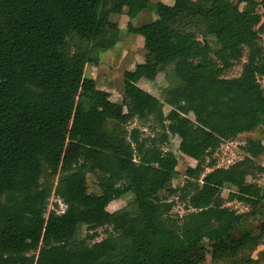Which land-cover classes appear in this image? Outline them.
<instances>
[{
    "label": "trees",
    "instance_id": "obj_1",
    "mask_svg": "<svg viewBox=\"0 0 264 264\" xmlns=\"http://www.w3.org/2000/svg\"><path fill=\"white\" fill-rule=\"evenodd\" d=\"M241 2L243 8L230 0L152 6L150 0H0V264H199L188 252L205 240L212 242L213 263L264 264V251L252 256L264 244V185L250 183L245 195L239 181L237 191L229 192L228 202L243 204L245 212L226 206L221 195L231 185L226 173L239 179L262 171L250 157L260 141L247 139L246 156L226 170L211 159L222 143L264 127V19L258 12L264 0ZM147 9L156 19L135 29L144 62L123 73L121 100L131 117L156 118L161 134L141 138L139 128L106 130V122H120V116L109 93L84 76V67L116 45L119 29L111 15L132 19ZM245 51L240 75L222 77ZM171 64L179 85L167 91L171 109L160 120L163 103L138 81L142 73ZM181 106L190 113L203 110L193 121L177 110ZM65 109H73L67 140L79 159L61 168L58 125ZM169 135L178 138L180 153L196 161L184 171L194 185L186 192L167 185L161 146ZM44 169L65 174L55 191L65 206L61 213L46 215ZM88 175L98 180V194L88 193ZM120 192L132 195L135 212L101 219L99 206ZM180 192L185 213L171 216L167 196ZM81 225L110 231L76 244ZM221 240L227 243L218 257Z\"/></svg>",
    "mask_w": 264,
    "mask_h": 264
},
{
    "label": "rangeland",
    "instance_id": "obj_2",
    "mask_svg": "<svg viewBox=\"0 0 264 264\" xmlns=\"http://www.w3.org/2000/svg\"><path fill=\"white\" fill-rule=\"evenodd\" d=\"M234 3H238L240 8L244 7V3L241 0H230ZM161 2L166 5H172L173 0H150L151 6ZM258 12L264 19V10L259 8ZM156 19V15L151 9L143 10L137 14L134 18L128 19L125 14L111 15L110 20L118 25L119 35L118 41L113 49L98 52L97 53V64H85L84 76L94 80L97 88L104 90L109 93L110 100L113 103V110L120 116V122L108 121L106 122V130L108 132H114L119 128H123L126 131H130L134 128H139L141 131V138H151L153 136L158 137L161 134L156 118H149L146 121H139L134 117H131L126 113L124 107L121 104L123 94V73L127 70H135L139 64L144 62L145 50L143 49L142 38L135 33V29L143 24L149 23ZM199 39H202L200 34H197ZM206 41L214 49L215 44L211 37H207ZM247 51H245L243 57L236 61L233 66L222 74L224 78H235L238 77L242 70V65L246 60ZM260 84L264 89V77L260 79ZM179 85L178 79L175 77L173 72V65L166 66L159 72L142 73L138 86L143 90L152 94L163 103L162 111L159 115L160 120H164L165 115L169 112L171 107L165 103L166 93L168 90ZM177 110L184 116H187L191 120H195L196 116L203 110V107H199L194 112H187L184 107H178ZM73 115V109H65L61 112L59 118L58 129L64 136V146L61 155L60 167H67L73 165L78 159L79 154L75 143L67 140L68 129L71 124ZM206 128H211L209 123L203 125ZM247 139L260 141V146L250 155L255 165L261 167L262 171L254 170L251 175L242 174L239 179L233 178L229 173L225 174L226 179L232 185H226L222 188L221 195L226 201V206L238 211L245 212L248 209L237 201L228 202L227 197L230 191H237L235 188L239 181L244 183V187L241 192L245 195L250 193L248 185L250 183H256L258 185H264V127H259L251 133L243 134L238 136L232 141H226L220 145L218 149L213 153L211 159L215 161L216 167L227 169L233 163L242 160L246 154L243 147ZM179 140L176 136L169 135L168 141L165 142L161 149L168 160L167 170V185L171 188L178 187L184 189L186 192L189 188H193L194 185L187 184L184 177V171L188 166L194 167L196 161L188 158L187 156L180 153L178 150ZM106 159L109 158V154L105 155ZM206 163L209 159H206ZM210 169H206L209 172ZM65 175L62 172H58L55 175H51L46 169L43 170L40 178V183L43 189L49 191V197L46 207V215L52 210L56 213L64 211L65 206L60 199L55 195V191L58 187L59 180ZM203 175L201 176V178ZM200 178V179H201ZM98 180L92 176H87V187L89 194H98ZM201 183V182H200ZM218 188L212 189L213 193H217ZM185 192H180L177 195H168L167 200L173 201V207L170 211V215L176 214L181 215L185 213L184 202L179 197ZM162 197L167 195L166 192H160ZM7 196L3 197L6 200ZM88 201L90 198L85 196ZM98 216L103 219L108 213L115 211H128L130 213L135 212V205L133 204L132 195L127 192H120L112 194L105 198L103 204L98 208ZM256 222V221H255ZM110 231V228H96L92 229L88 226L81 225L75 234L74 243H78L82 240H86L88 243L98 241L106 236L105 230ZM92 237V240L89 239ZM227 243L226 240H221L216 245V251L218 257L221 256L224 245ZM264 251V244L259 246L252 256L258 258L259 254ZM189 255L196 260L199 264H221L220 261L213 263L212 254V242L205 240L197 248L189 250ZM220 260V258H219Z\"/></svg>",
    "mask_w": 264,
    "mask_h": 264
},
{
    "label": "crops",
    "instance_id": "obj_3",
    "mask_svg": "<svg viewBox=\"0 0 264 264\" xmlns=\"http://www.w3.org/2000/svg\"><path fill=\"white\" fill-rule=\"evenodd\" d=\"M170 110V109H169Z\"/></svg>",
    "mask_w": 264,
    "mask_h": 264
}]
</instances>
